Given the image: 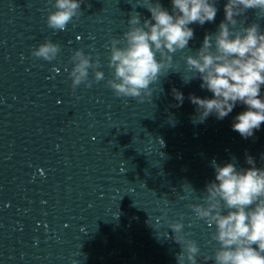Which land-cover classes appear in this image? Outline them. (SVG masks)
I'll return each mask as SVG.
<instances>
[{
  "label": "clouds",
  "instance_id": "1",
  "mask_svg": "<svg viewBox=\"0 0 264 264\" xmlns=\"http://www.w3.org/2000/svg\"><path fill=\"white\" fill-rule=\"evenodd\" d=\"M51 2V0H50ZM171 10L161 0H147L145 7L150 17L139 12L130 13L128 30L114 38L109 45L108 67L112 70L106 85L117 97L144 102L152 98L153 84L167 77L174 63V54L189 48L194 39L192 24L203 26L215 22L218 0H170ZM81 5L90 7L87 0H55V9L47 17V26L54 31L66 30L68 24L83 14ZM254 10L264 16V0H226L224 19L215 32L204 35L201 46L183 57L190 78L201 80L212 98L189 94L195 106L194 123H203L210 115L223 120L239 103L246 106L232 123L244 139L254 136L264 124V29L256 21L247 23V13ZM238 25H243L239 26ZM123 41V43H122ZM61 51L58 43L46 40L33 49L32 56L45 61L57 58ZM71 89L83 84L92 87L105 79L99 59L77 49L70 57ZM90 72L92 78L90 79ZM176 107L184 102V94L172 89ZM264 160V154H262ZM251 167L237 168L234 162L223 165L212 162L215 178L205 184L201 203L190 204L193 223L203 221L214 227L211 241L218 247L205 262L213 264H264V167H256L255 160L246 154ZM192 191H194L189 185ZM161 219L171 230L172 239L180 246L177 264H197L201 249L197 241L185 232L184 217L171 219L164 212Z\"/></svg>",
  "mask_w": 264,
  "mask_h": 264
}]
</instances>
